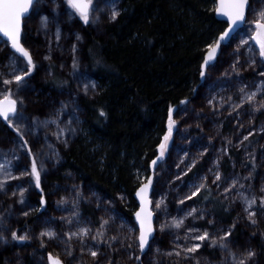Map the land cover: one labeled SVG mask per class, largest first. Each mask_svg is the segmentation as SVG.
Masks as SVG:
<instances>
[{
    "label": "rangeland",
    "instance_id": "374dc122",
    "mask_svg": "<svg viewBox=\"0 0 264 264\" xmlns=\"http://www.w3.org/2000/svg\"><path fill=\"white\" fill-rule=\"evenodd\" d=\"M251 2L252 5L249 7L247 22L234 37L230 56L228 55V58H226L224 69L218 73H209L205 85L206 99L204 103L207 110L203 113H197L188 103L187 105L179 106L177 117L174 116L175 111L172 112L173 119H177L176 129L174 128L173 130L163 159L157 161L155 176L153 177L151 199L156 218L155 227L157 228L155 244L151 243L149 250L143 255L145 258L142 264H195L193 260H185L175 255L167 256L164 253L171 251L175 247V243L181 245L185 243L183 240L184 229L189 225L207 227L210 233L217 227L227 228V226L218 225L209 207L196 203L195 197L192 200H186L183 205L179 203V199L189 192L193 184L201 183V178L204 176L207 177V185H213L217 193L224 199L223 185L225 177H236L239 179L236 187L227 194L228 199H225L236 213L237 217L234 222L236 226L241 224L256 228L259 227L261 219L264 221V214L257 211L256 218L258 223L257 225H252L246 218L247 213L244 211L243 201L239 196L235 195L238 192H244L249 196L251 194L256 196L264 195L260 191L261 187H264V131H261V129H264V109H260V111L252 110L254 104L264 100V92L258 93L252 104L244 102L242 107L238 109L239 115L232 110V105L240 103L243 96L239 92V87L247 85L246 91L253 92L260 86V82L264 81V76L259 75L260 71H264V64L261 63L259 45L255 40L257 31L255 21L259 19L255 12L264 9V2L262 0H251ZM57 3L60 4L58 9L53 0H44L39 5V11L30 13L29 17L24 21L22 43L31 51L37 66L32 75L26 78L30 80V86L26 89H21L19 92L16 91L15 84L4 85L3 80L10 79L14 72L24 68L26 66L25 61L20 57L16 64H12L11 59H16L19 54L12 51L10 44L4 43L5 40L0 37V99H3L6 89H10L13 92V98H16L17 95L24 98L26 106L23 111L29 119L24 122L21 131L24 132L23 138L27 139L28 146H31L32 153L36 155L38 165L41 167L42 186L44 189L47 188L48 178L55 174L62 165L64 161L63 152L67 151L71 143L81 134L85 115L82 101L94 98L98 92V85L97 90L94 93L90 90L87 96L82 91L84 83L88 81L96 82L84 60V48L87 42L85 30L88 28L96 36L101 37L105 34L106 25L113 22V20L109 19L107 3H101L100 5L104 8V11L100 13V20H90L87 25L82 22L78 15L71 20L68 19L66 13L71 10L67 8L65 0H57ZM96 3L97 0H93V7L96 6ZM122 3L123 0H117L116 7L119 10H122ZM57 12L59 13L58 17ZM43 15L49 18L47 29L41 26V16ZM57 22L61 30L59 41L54 36ZM77 35L82 37V39L77 40ZM241 41H247V43H241ZM73 46L76 48L75 52L72 50ZM46 55H51V60L44 59ZM73 58H76L79 64L76 69L72 66ZM250 58L256 60L254 66L249 65ZM234 64L236 70H233ZM250 74L253 76L250 77ZM57 75L61 78L59 87H48V81ZM210 98H214L212 104L209 103ZM61 102L67 104V107L63 108L62 111ZM181 108H186V112L180 113L179 109ZM32 117H39L41 121H58L59 127L65 129V135L59 139L57 138L54 134L58 131L56 123H50L46 128L40 126L33 131L34 122ZM69 121H71L70 124ZM198 121L202 123L200 125L195 124ZM227 122L231 126L229 130L224 128ZM241 123L243 127L240 126ZM68 128H74L75 132L67 131ZM249 132L252 134L249 135L248 140H243V137L248 135ZM255 135L260 137L258 141L253 138ZM65 139L68 141L67 144L63 142ZM229 140H231V144L228 143ZM28 146L23 145V141L15 129L0 117V164H4L6 169L13 172L14 175H18L20 171L26 168L30 170L31 156L27 152ZM231 149L240 152L241 157L239 159L234 157L235 159L231 160L233 163L232 171L230 175L226 176L221 171V162L223 158L229 156L228 152ZM158 152L160 153V148ZM15 157H20V159L17 160ZM253 158L255 167H263L259 175L253 170ZM193 160L196 161L194 166H192ZM217 160H219V163H217ZM189 166H191V171H188ZM196 167H200L201 171L194 173L193 171ZM45 168L47 169L46 172H44ZM217 170L221 174V180L217 182V184L221 185L220 188H217L216 184L212 183L214 179L213 172ZM250 172L251 176L249 177ZM177 175L181 176V179H176ZM4 179L3 173H0V181ZM30 181L31 177L9 180L6 189L0 191V215L4 217L3 221L0 222V232L8 236L10 241L7 244H0V250L11 249L16 245H31L32 242L39 245L41 239H43L45 242L44 247L52 245L53 248L60 250V256L63 257L64 261L80 264L79 261L84 255H90L87 247H93L94 249L97 247L95 241L90 237L85 238L87 247L81 253V242L77 237L73 236L69 240L66 235L61 236V234L69 231L75 232L79 227L92 226L81 218L80 212L79 223H77L76 217H71L73 220L71 225L66 223V219L61 218L71 216L74 210L73 199H79L80 203L83 198L77 197V193L64 195L62 199H65L67 203L58 204L56 210L59 214L54 216V218H50L51 221H46L42 224V228L39 231L34 229L33 232L31 227L27 228L25 226V222L35 211L40 210L41 194L39 189L34 187V184L30 186ZM240 185H243V187H240ZM17 186L28 188V191L25 192L24 204L18 202L19 188ZM13 191H16V196L11 194ZM234 196L235 198H233ZM161 197H166L167 212L171 215H162L161 211L155 208L156 202ZM98 204L99 207L97 206V208L103 214V219L109 221V224L105 226L107 228L106 237L107 235L123 236L124 233L125 237H129L128 244L132 245V238L137 233H130L129 229L134 228L125 223L116 212L107 208L108 206L102 199H97ZM197 204L204 210L203 219L193 220L192 217H188L180 229L172 228L165 229L163 232L159 231V223H170L173 216L179 219L182 213H179L178 209ZM29 206H31V210ZM22 211H28L29 214L24 216L21 214ZM210 218L215 220L211 225L208 224ZM57 222L63 227H57ZM46 225L48 226L44 227ZM46 228L55 230L57 237L54 239L41 238L39 233ZM11 231H17L18 234L27 232L32 239L23 243L11 241ZM177 233L181 239L174 243V235ZM229 240L233 241L230 247L239 258L241 253L245 251L242 249L241 244L233 239V234L229 237ZM192 242L194 241H188L187 243ZM117 243H119V240L111 249L113 254L117 255L116 261L112 262V264H121V261L118 262V260L123 259L122 257L128 259V253L132 252V249L127 248L126 244L116 247ZM207 244L208 242L205 241L204 246L195 254L199 257V264H234L228 252H222L219 248H210ZM68 246L72 248L71 256L66 255L65 252V248ZM98 247L100 250L97 257L94 258L90 255L95 259L92 264H108L106 260L101 259L104 255L102 250L106 246L101 244ZM156 247H159V253L155 251ZM128 260L129 264L133 260L134 264L139 262L135 260V257ZM8 263L10 264L11 260H8ZM21 263L23 264V262ZM21 263L20 259H18L13 264ZM37 264L51 263L50 260L41 258L37 261Z\"/></svg>",
    "mask_w": 264,
    "mask_h": 264
},
{
    "label": "trees",
    "instance_id": "16d2710c",
    "mask_svg": "<svg viewBox=\"0 0 264 264\" xmlns=\"http://www.w3.org/2000/svg\"><path fill=\"white\" fill-rule=\"evenodd\" d=\"M217 1L123 0L120 15L106 25L104 36L98 37L88 28L85 30L84 60L97 82L98 92L94 98L82 101L85 115L81 134L63 152L64 161L59 170L48 178L44 189L46 208L29 217L25 222L27 228L39 231L42 224L59 214L58 201L64 195L76 194L78 189L83 196L79 203L80 216L93 228L101 227L103 214L97 208L100 198L107 208L136 229L135 192L141 182L137 173L142 178L153 174L151 161L159 155V145L167 132L169 109L175 108L177 117L180 101L187 97L195 112H205L209 73L224 69L226 58L230 56L235 38L222 48L217 62L201 78V65L209 51L207 46L227 28V23L216 16ZM60 82L57 75L47 86L59 87ZM101 108L106 117L100 115ZM230 127L227 122L224 128L229 130ZM253 138L260 139L257 135ZM228 155L221 162V171L226 176L232 171L231 160L239 159L241 153L231 149ZM262 168L255 167L254 172L259 175ZM199 171L201 168L196 167L193 172ZM208 186L211 192L202 189L195 202L208 206L218 225L230 226L236 220V213L213 185ZM205 195L207 199H201ZM56 226L63 227L58 222ZM262 233V219L259 227L240 224L233 232V239L244 251L249 247L256 251L255 264H264ZM135 236L133 253L138 251ZM120 237L123 239L124 233ZM128 243L129 239H124L126 247ZM119 245L120 240L116 247ZM16 246L0 250V264H9L8 260L13 264L18 259L23 264H37L41 258L49 261V254L62 264H72L64 261L60 250L52 245L41 247L32 242ZM102 252L101 259L116 261L113 250L106 247ZM122 258L118 262L129 264V257ZM144 258L142 256L141 261ZM94 261L87 254L79 262L92 264Z\"/></svg>",
    "mask_w": 264,
    "mask_h": 264
},
{
    "label": "snow or ice",
    "instance_id": "6c2138e0",
    "mask_svg": "<svg viewBox=\"0 0 264 264\" xmlns=\"http://www.w3.org/2000/svg\"><path fill=\"white\" fill-rule=\"evenodd\" d=\"M44 0H0V34L7 39L4 43L10 42L11 49L15 50V53L19 54L16 59H11L12 64H16L17 60L22 57L25 61V67L19 69L18 72H14L10 79H4V85H16V91L19 92L21 89H26L30 86V80L26 79L32 75V72L36 69V62L33 59V55L31 51L25 47L24 43L21 41V36L24 28V20L27 14L36 13L39 11V5L43 3ZM264 2V0H262ZM53 3L56 5L58 9L60 4L57 3V0H53ZM67 8L71 11L67 12L66 15L69 20L73 19L74 16H77L82 20V22L87 25L90 20L99 21L100 13L104 11V8L101 7V3H107L109 7V19L116 20L120 15L121 10L116 7L117 0H97L96 6L93 7V0H65ZM249 0H219L216 11L219 15L227 18L228 27L224 30L219 37L207 47L209 49L207 58L204 59L201 65L200 76L201 78L205 77L206 71L210 66V62L215 60L216 53L220 49L221 42L227 44V41L230 39V34L235 32L242 23L245 22V13L248 8ZM255 11V10H254ZM256 15L259 16V19L255 21L256 24V35L255 40L259 45V56L262 58L261 63L264 64V9L255 12ZM59 13L57 12V17ZM48 16H41V26L44 29L48 28ZM55 39L57 41L61 38V30L59 23H56ZM77 40L82 39L79 35L76 37ZM241 43H247V41H241ZM73 52L76 51L75 46L72 48ZM249 51H251L249 49ZM44 59L51 60V55H46ZM256 64V60L250 58L249 65L254 66ZM73 68H78L79 64L76 58H73ZM233 70H236L235 64L233 65ZM227 75V73H225ZM260 76H264V71L259 72ZM247 85H242L239 87V92L243 94L240 103H234L232 105V110L237 112L239 115L238 109L242 107L244 102L252 104V102L256 99V96L260 92H264V81L260 82V86L253 92L246 91ZM93 93L97 90V84L95 81H88L83 84L82 91L87 96L89 91ZM214 98L209 99V103L212 104ZM19 102V108H18ZM181 105H187L189 103L188 98L185 97L180 101ZM25 102L23 96L17 95L16 98H13V92L10 89H6V93L3 99H0V117L3 118L4 121L8 123L15 131L19 134L20 138L23 141L24 146H28L27 139H24V132L21 131V127L24 125V122L29 119L28 116L25 115L23 109L25 108ZM67 104L61 102V111L63 108H66ZM215 107V106H214ZM260 109H264V100L260 101L258 104H254L252 107L253 111H260ZM176 111L175 108L169 109L168 123H167V132L163 137V142L159 145L160 153L159 155L151 161V167L153 169V174L142 178L137 173V179L140 180V184L138 189L135 192L136 197L139 198V210L135 212V219L139 224L138 229H129V232H135L137 235L135 236L136 247L138 251L136 253L129 252V259L135 257L136 261L141 262V257L144 255L145 249L149 248L150 241H152L153 245L155 244L154 233L157 231V228L154 226L153 217L155 212L153 210V202L150 198V193L153 191V177L155 176V168L158 160H162L164 154L168 147V142L171 140L173 130L176 126V120L172 117V112ZM180 113L186 112V108L179 109ZM100 115L106 117V113L101 108ZM34 122L33 131L38 129L40 126L47 127L50 123H56L58 131L54 133L59 139L61 136L65 135V129L59 127V123L56 120H43L41 121L39 117H32ZM71 121H69V124ZM243 127V124H240ZM67 131L75 132L74 128H68ZM264 131V129H261ZM252 133L249 132L248 135L243 137V140H248L249 135ZM65 144L68 143L67 139L63 141ZM231 144V140L228 141ZM243 143V141H241ZM222 151H224L222 149ZM27 152L31 156L30 162V170L27 168L23 171H20L18 175H14L13 172L8 171L4 164H0V173H3L5 179L0 181V191H4L6 189V185L9 180L13 179H21L23 177H31L30 186L34 184V187L39 189L40 191V201L41 207L40 210L43 211L46 208L47 200L45 199L44 187L42 186V171L41 167L38 165L37 157L34 153H32L31 146L27 147ZM15 159L19 160L20 157H15ZM195 160L192 161V166L195 165ZM219 163V160H217ZM253 170L255 169V160H252ZM47 169H44L46 172ZM188 171H191V166L188 167ZM211 171V170H210ZM186 174V173H185ZM251 176V172L249 173V177ZM213 184H216L217 188H220L221 185L217 184L218 181L221 180V174L217 170L213 172ZM176 179H181V176L177 175ZM201 183L193 184L188 193H186L182 198L179 199L180 204H184L186 200H192L193 197L198 196L202 189L206 190L207 193L211 192V188L207 185V177L204 176L201 178ZM239 183V179L236 177H225L224 185H223V193L225 194V199H228V193L232 191ZM19 188V203H25V192L28 191L27 187L17 186ZM243 187V185H240ZM260 191L264 193V187H261ZM13 196H16V191L11 193ZM235 195L239 196V198L243 201L244 211L247 213V220L252 225H257V211L264 214V195L256 196L255 194H251V196L245 194L244 192H238ZM77 197L83 198L82 193L77 189ZM120 198L123 200L124 196L121 194ZM235 198V196L233 197ZM201 199H207V195L201 197ZM259 201V204H258ZM59 204L67 203L65 199L58 201ZM111 203V201H109ZM72 204L74 206V210L71 213V216L66 219V223L71 225L73 220L71 217L77 218V223H79V210L78 204L79 199H73ZM99 207V204L97 205ZM163 206V207H162ZM254 206H257L254 208ZM31 210V206H29ZM157 210H160L162 215L168 216L171 215L167 212L166 205V197H161L155 205ZM182 215L179 219L175 216L171 218V222L159 223V231L163 232L165 229H180L184 225L185 219L188 217H192L193 220H199L204 218V210L200 208L197 204L195 206L188 205L186 208H181L177 210ZM24 216H27L28 211H22L21 213ZM4 217L0 215V222H2ZM215 222L214 218H210L208 220V224H213ZM109 224L108 220H104L101 218V227L99 229H93L89 226L79 227L75 232L69 231L67 233H62L61 236H67L69 240L73 236L77 237L81 242L80 251L83 253L85 251L86 242L85 238L90 237L93 241H95L97 247L94 249L93 247H87V251L90 253L92 257H97L99 252V245L103 244L107 248L112 249L113 245L120 240L121 245L123 246L124 239H129V237H124L121 239L119 235H107L106 225ZM235 223H232L227 228L217 227L212 233L209 232L207 227H197L195 225L187 226L184 231L185 235L183 236L184 244L175 243L180 240L181 237L179 234L174 235V243L175 247L166 253L167 256L175 255L177 257H182L185 260H193L195 264H199V257L195 254L198 250L204 246V242L207 241V246L210 248H219V250L228 252L229 256H231L234 264H248L251 261V264H255V257L257 255L256 251L252 248L246 249L244 253H241V256L238 258L236 252L232 250L230 245L233 241L229 240V237L232 236L233 230L235 229ZM255 234V233H254ZM264 235V233H262ZM11 241H19L21 243L25 241H30L32 238L28 235L27 232L23 234H18L17 231H11L10 233ZM41 238L47 237L48 239H54L57 237V232L51 228H46L45 230L39 233ZM188 241H194L192 243H187ZM9 237L3 235L0 232V244L9 243ZM40 246L44 247L45 242L41 239ZM128 248H131L132 245L128 244ZM157 253L160 252L159 247L155 248ZM66 255H72V248L68 246L65 248ZM48 259L51 261V264H62V261L58 258H53L51 254L48 255ZM108 264H112L111 260H108Z\"/></svg>",
    "mask_w": 264,
    "mask_h": 264
},
{
    "label": "water",
    "instance_id": "95a60500",
    "mask_svg": "<svg viewBox=\"0 0 264 264\" xmlns=\"http://www.w3.org/2000/svg\"><path fill=\"white\" fill-rule=\"evenodd\" d=\"M218 3H219V0L217 1V5H218ZM217 5H216V8H217ZM249 7H250V1H249L248 8L246 9V13H245V22L242 23V24L240 25V27H239L235 32H233V33L230 34V39L227 41V44H225L224 42H221L220 49H219L218 52L216 53L215 60L210 62V66L214 65V64L217 62V59H218V57H219V55H220V53H221L222 48L225 47V46H227V45H229V44L232 42V40L234 39V37L238 34V32H239V31L245 26V24H246V22H247V15H248ZM29 15H30V14H27L26 17H25V19L28 18ZM216 16H217V18H218L220 21H223V22L227 23V18H226V17H223V16H221V15H219V14L217 13V11H216ZM24 21H25V20H24ZM227 27H228V23H227ZM226 29H227V28H226ZM22 34H23V32H22ZM0 37L3 38V40H6V39H7L6 37H3L2 34H0ZM21 41H22V36H21ZM8 43L10 44V42H8ZM10 48H11V46H10ZM11 50L15 52L14 49H11ZM207 54H208V52H207ZM207 54H206L205 59L207 58ZM210 66H209V67H210ZM1 118H2V117H1ZM2 119H3V118H2ZM149 195H150V198H151V196H152V192H151ZM135 200H136V202H137L138 210H139V203H140V201H139V198L136 197V195H135ZM138 210H137V211H138ZM155 219H156V218H155V215H154V217H153V223H154V226H155ZM135 224H136V227H137V229H138L139 224H138V222L136 221V219H135ZM155 235H156V232L154 233V237H155ZM151 243H152V241H150L149 248H150ZM149 248L145 249L144 254H146V252L149 250ZM50 263H51V261H50Z\"/></svg>",
    "mask_w": 264,
    "mask_h": 264
}]
</instances>
